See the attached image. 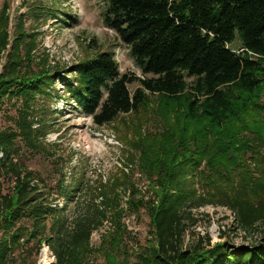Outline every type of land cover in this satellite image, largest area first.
Wrapping results in <instances>:
<instances>
[{
	"label": "trees",
	"instance_id": "obj_1",
	"mask_svg": "<svg viewBox=\"0 0 264 264\" xmlns=\"http://www.w3.org/2000/svg\"><path fill=\"white\" fill-rule=\"evenodd\" d=\"M104 1V24L154 76L122 74L111 50L62 68L35 54L23 20L6 54L7 3L0 12V109L16 111L0 127V264H39L46 247L55 264H100V255L102 264H264V234L235 246L191 232L195 209L208 204L229 208L244 231L264 223V0ZM55 97L97 126L114 125L150 195L132 172L87 177L84 161L67 183L76 154L63 156L48 138L56 111L45 102ZM20 147L47 158L53 180L26 164ZM142 210L151 238L130 252L124 217Z\"/></svg>",
	"mask_w": 264,
	"mask_h": 264
},
{
	"label": "rangeland",
	"instance_id": "obj_2",
	"mask_svg": "<svg viewBox=\"0 0 264 264\" xmlns=\"http://www.w3.org/2000/svg\"><path fill=\"white\" fill-rule=\"evenodd\" d=\"M5 3L8 5L10 15V44L6 54L12 50L18 23L23 20L26 31L34 35L37 40L35 54L37 56L49 54L51 63H57L62 68H74L89 55L93 56L101 50H111L115 53L122 74L154 76L152 73H144L117 32L104 24L103 12L107 7L104 0H0V12ZM6 54L2 62L6 60ZM137 86L138 83H133L130 88L134 90ZM60 87L59 82L57 89ZM45 104L56 111L53 114L56 130L48 135L50 142L59 144L57 147L63 156L69 152L76 154L72 161L65 164L67 183L70 182L72 168L78 166L80 161H84L89 167L87 177L102 175L106 180L107 177L120 171L132 172L140 191L147 196L150 195L148 178L137 165L127 161L128 147L120 140L117 129L113 128L114 125L97 126L92 116L70 105L73 104L72 101L55 97ZM15 114V109L9 106L0 109V127L12 124L10 116ZM129 117L130 122L134 120L132 115ZM145 127L155 129L152 122H147ZM20 148V154L26 164L40 171L49 181L53 180L55 171L53 164L47 158L31 153L23 147ZM8 186L7 183L6 189ZM126 201L125 198L124 206H127ZM195 212L198 213L199 221L191 232L202 235L208 233L214 243L226 241L240 246L256 243L264 234V223L257 225V229L249 231L239 228L234 213L224 206L208 204L195 209ZM124 221L131 235L135 237L131 239L130 252L133 248L148 243L151 238L150 218L145 210L138 213L127 211ZM107 227L94 233L92 243L95 246L100 245L101 234ZM189 238L192 237L188 235L187 241ZM123 256L121 251L119 258L123 259ZM98 258V262L102 264L103 255ZM132 259L135 260L134 255ZM39 264H55L54 257L47 247L42 252Z\"/></svg>",
	"mask_w": 264,
	"mask_h": 264
}]
</instances>
